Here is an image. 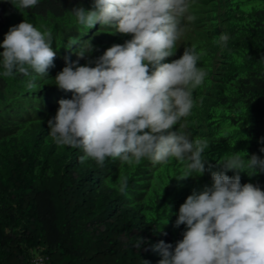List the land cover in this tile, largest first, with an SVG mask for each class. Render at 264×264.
Segmentation results:
<instances>
[{"label": "trees", "instance_id": "trees-1", "mask_svg": "<svg viewBox=\"0 0 264 264\" xmlns=\"http://www.w3.org/2000/svg\"><path fill=\"white\" fill-rule=\"evenodd\" d=\"M74 7L91 10L92 0H38L27 10L17 0H0V42L10 27L27 20L52 32L57 52L54 67L35 87H26L27 78L19 75L0 76V264H33L37 256L44 264H158L161 257L151 247L182 239L185 227H173L179 199L210 186V171L178 181L184 166L175 160L163 166L108 159L99 168L90 160L81 163L80 150L53 142L47 121L57 102L72 96L54 82L66 58L77 60L79 45L68 48L69 38L89 41L93 59L130 38L99 25L80 26L70 14ZM208 7L194 22L197 36L165 62L178 59L184 48L200 53L207 85L200 89L204 98L195 96L186 131L206 140L202 159L215 171L231 151L264 159V0H210ZM222 33L230 37L226 43L216 40ZM121 176L129 178L126 195L114 186ZM241 183L264 190V174L241 173ZM140 238L145 243L138 249Z\"/></svg>", "mask_w": 264, "mask_h": 264}, {"label": "clouds", "instance_id": "clouds-1", "mask_svg": "<svg viewBox=\"0 0 264 264\" xmlns=\"http://www.w3.org/2000/svg\"><path fill=\"white\" fill-rule=\"evenodd\" d=\"M209 2L92 0L91 10L72 8L70 14L80 26L89 30L99 25L130 38L95 59L96 49L89 41L69 38L68 48L79 45L77 60L66 58L54 82L72 96L57 102L55 115L47 121L48 135L58 147L80 150L81 163L90 160L99 168L108 159L127 165L148 160L163 166L175 160L184 166L178 181L198 179L210 171V186L194 188L179 199L173 227H185L182 239L175 246L161 240L151 247L161 257L158 264H264V190L258 184L241 183V173L264 174V159L231 151L221 158L222 166H215L217 170L206 168L202 159L206 140L192 139L186 131L195 96L204 98L200 89L207 85V73L198 67L200 53L184 48L178 59L165 62L176 55L177 46L197 36L195 20L209 10ZM37 3L17 0L25 10ZM229 38L222 33L216 40L226 43ZM0 50V76L25 77L29 88L36 86L38 77L48 76L57 55L52 32L27 20L8 29ZM259 151L264 153V147ZM128 180L119 177L114 185L119 194H127ZM162 228L159 232L166 235ZM143 243L140 238L136 247ZM33 264H44V257L37 256Z\"/></svg>", "mask_w": 264, "mask_h": 264}]
</instances>
